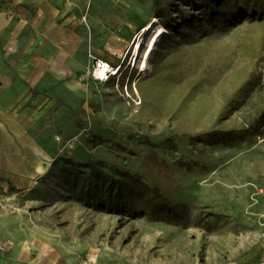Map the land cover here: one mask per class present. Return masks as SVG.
<instances>
[{"label":"rangeland","instance_id":"obj_1","mask_svg":"<svg viewBox=\"0 0 264 264\" xmlns=\"http://www.w3.org/2000/svg\"><path fill=\"white\" fill-rule=\"evenodd\" d=\"M14 1L41 8L21 47L50 41L81 91L19 106L40 159L0 171V264L264 258V0ZM153 18L169 32L138 76L128 52ZM91 56L126 62L99 83Z\"/></svg>","mask_w":264,"mask_h":264},{"label":"crops","instance_id":"obj_2","mask_svg":"<svg viewBox=\"0 0 264 264\" xmlns=\"http://www.w3.org/2000/svg\"><path fill=\"white\" fill-rule=\"evenodd\" d=\"M36 9L41 8L25 2L0 0V171L17 174L29 171L40 159L38 145L20 121L19 106L64 81L65 89L74 92L79 88L67 79L66 70L52 68L47 50L50 41L43 36L36 38L28 48L21 47L30 38L25 29L20 30L24 23L20 21L31 18ZM14 264L36 263L16 260ZM244 264H264V258L256 256Z\"/></svg>","mask_w":264,"mask_h":264},{"label":"bare ground","instance_id":"obj_3","mask_svg":"<svg viewBox=\"0 0 264 264\" xmlns=\"http://www.w3.org/2000/svg\"><path fill=\"white\" fill-rule=\"evenodd\" d=\"M168 29L157 18H153L152 21L143 27L136 37L130 51L128 52L127 60L130 59V65H134L137 68L138 76L148 73L153 56L158 48V44L163 37L168 33ZM121 63L123 66L116 73L119 76L123 69L125 62ZM137 79L135 80V84ZM77 91H81L76 88Z\"/></svg>","mask_w":264,"mask_h":264},{"label":"built area","instance_id":"obj_4","mask_svg":"<svg viewBox=\"0 0 264 264\" xmlns=\"http://www.w3.org/2000/svg\"><path fill=\"white\" fill-rule=\"evenodd\" d=\"M92 59H93L92 75L93 78L99 83H105L108 82L110 79L115 78L116 73L123 66L121 63L119 65H113L97 57H92Z\"/></svg>","mask_w":264,"mask_h":264},{"label":"trees","instance_id":"obj_5","mask_svg":"<svg viewBox=\"0 0 264 264\" xmlns=\"http://www.w3.org/2000/svg\"><path fill=\"white\" fill-rule=\"evenodd\" d=\"M135 136L138 137L139 139H140V138H143V137H141V136H139V135H136V134H135ZM96 165H98V164H95V166H96ZM130 182H131L134 186H143V187H144V184H141L140 181L138 180V178L135 177V176H131V178H130Z\"/></svg>","mask_w":264,"mask_h":264}]
</instances>
